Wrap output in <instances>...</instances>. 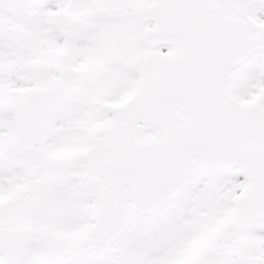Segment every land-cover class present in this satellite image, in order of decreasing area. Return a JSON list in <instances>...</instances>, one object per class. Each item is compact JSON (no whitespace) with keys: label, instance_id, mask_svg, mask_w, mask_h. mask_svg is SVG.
<instances>
[{"label":"snow or ice","instance_id":"obj_1","mask_svg":"<svg viewBox=\"0 0 264 264\" xmlns=\"http://www.w3.org/2000/svg\"><path fill=\"white\" fill-rule=\"evenodd\" d=\"M0 264H264V0H0Z\"/></svg>","mask_w":264,"mask_h":264}]
</instances>
